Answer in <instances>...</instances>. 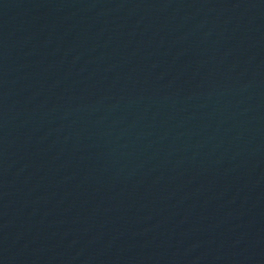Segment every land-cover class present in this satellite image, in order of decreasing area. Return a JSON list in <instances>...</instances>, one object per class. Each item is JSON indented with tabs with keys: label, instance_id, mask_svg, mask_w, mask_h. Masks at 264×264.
I'll return each mask as SVG.
<instances>
[{
	"label": "water",
	"instance_id": "1",
	"mask_svg": "<svg viewBox=\"0 0 264 264\" xmlns=\"http://www.w3.org/2000/svg\"><path fill=\"white\" fill-rule=\"evenodd\" d=\"M0 264H264V0H0Z\"/></svg>",
	"mask_w": 264,
	"mask_h": 264
}]
</instances>
